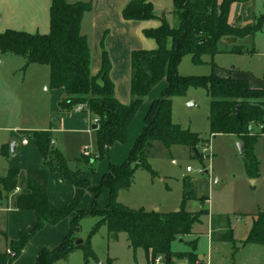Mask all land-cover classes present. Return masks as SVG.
Here are the masks:
<instances>
[{"label": "trees", "instance_id": "16d2710c", "mask_svg": "<svg viewBox=\"0 0 264 264\" xmlns=\"http://www.w3.org/2000/svg\"><path fill=\"white\" fill-rule=\"evenodd\" d=\"M172 16L175 25L162 18L161 25L144 30L147 38L155 40L154 50H137L132 54L131 95L129 104L121 103L115 94V85L110 77L111 61L106 51L102 53L101 69L97 75L91 73V48L86 35L81 32L83 17L93 8L92 2L68 3L66 0H51L50 32L31 34L25 31L6 30L0 32V54L15 55L26 60V68L31 65H45L50 68V89L62 88L65 98L60 102L61 111H70L82 104L89 115V122L97 120L94 131L98 153L88 162L107 156L111 146L126 143L130 126L144 104L149 93L162 81L167 87L154 100L145 117V126L138 136L128 158L120 165L111 164L108 173L102 176L98 187L81 178L80 171L71 170L61 151L53 146L50 131H29L26 135L35 140L45 168L27 172L28 193L22 194L17 207L33 210L37 224L29 234H22L12 248L20 256L30 240L47 225H55L76 211L87 191L93 192V208L85 212L78 210L70 232L54 249H43L36 264H56L67 259L71 253L81 248L85 259L94 257L91 238L106 226L112 240L120 234H127L130 247L136 251L143 249L148 264H154L157 256L184 259L189 264H206L198 254V241L188 244L189 250L174 252L172 243L176 237L192 234L194 225L210 215L209 197L198 195L193 179L185 180L183 201L177 212L163 213L159 210L147 211L144 208H130L118 202L121 191L129 190L138 168L149 170L147 151L154 142H161L167 149L182 145L194 149L202 143L198 133L184 130L173 123V103L175 96H185L190 87H202L211 100L210 124L213 135H237L247 156V171L252 178L259 175V165L254 147L263 131L258 134L255 125L264 124V88L251 87L246 79L220 77L215 72L208 76L184 77L179 74L183 58L192 55L193 62L200 64L203 54L225 52L219 43L231 46L229 52L243 54L248 51L238 44V40L249 35L247 30L229 22L231 7L241 3L246 10L248 0H172ZM152 0H129L122 14L125 20L147 21L155 18ZM241 12V14L243 13ZM251 20L247 17L246 21ZM261 29L256 30L255 33ZM253 35V34H252ZM240 107V117L237 116ZM5 154V147L2 149ZM49 171L59 172L74 185L76 194L69 206L61 211H52L48 205ZM94 169H92V173ZM20 171L10 169L0 180L7 192L18 186ZM110 199L105 209H98V201L105 191ZM191 202L200 205L198 211H189ZM85 217L98 218V223L90 233L89 240L77 245L81 232V220ZM227 225H230L229 222ZM221 240L234 242L233 230L219 235ZM246 244H264V213L253 221V226L245 240ZM168 261V260H167ZM14 258L0 252V264H12Z\"/></svg>", "mask_w": 264, "mask_h": 264}, {"label": "rangeland", "instance_id": "374dc122", "mask_svg": "<svg viewBox=\"0 0 264 264\" xmlns=\"http://www.w3.org/2000/svg\"><path fill=\"white\" fill-rule=\"evenodd\" d=\"M154 1L164 10L162 18L166 19V15L173 8L172 0ZM239 7L235 20L230 23L251 33L238 40V44L244 46L248 52L231 53L229 52L231 46L220 42L219 49L225 52L203 54L200 64L193 62L192 55L185 56L179 66L181 76H208L215 72L220 77L233 76V78L246 79L252 87L264 88V0H252L247 4L246 10L252 9L251 13L241 11V4ZM22 14L21 7L12 6L11 19L15 22L14 25L21 24ZM247 17L251 20L246 21ZM169 18L170 24L174 26V17L169 15ZM259 29L261 30L255 33ZM0 31L4 30L0 29ZM50 95L48 66L31 65L26 68V60L23 57L0 54V180L7 176L5 170L16 161L11 152L5 156L1 155L5 144L15 142L10 139L13 135L12 131L49 129ZM172 100L173 123L180 125L184 130L198 133L202 143L194 149L182 145L167 149L161 142H154L148 149L147 156L156 176L149 170L138 168L135 172L134 184L129 190L119 194L118 202L135 209L159 210L163 213L177 212L182 205L185 180L192 178L198 195L206 193L209 197L206 205L209 207L210 216L194 225L193 235L176 237L172 248L186 250L187 242L196 240L200 256L208 257V232L213 221L215 230H218L221 221L226 223L230 219L238 239L242 234L241 226L244 223H241V217L250 221L254 216L258 217L260 213H264V135L259 136L254 147L259 175L252 178L247 171L246 152L241 153L239 149L241 139L237 135L212 134L209 118L211 100L205 88L190 87L185 96H175ZM261 126L264 128V124L254 127L258 134L263 131ZM143 127L133 139L129 153ZM130 133L131 131L126 143L122 145L131 143ZM56 137L62 144L69 145L68 158L72 168L75 167L76 158L80 156L81 145L90 148L91 152L98 153L95 135L58 134ZM90 150L88 155L83 151L81 166L87 172L92 169L98 172L106 160H96V164L91 166L92 163L87 160L93 158L95 154H91ZM188 167L193 171L187 172ZM188 207L193 212L200 209V205L196 202H191ZM97 223L98 218L82 219L79 239H82L83 244L89 240L90 233ZM91 246L94 257L89 261L85 259L83 250L79 248L67 259L60 260L56 264H142L145 254L143 249L134 251L129 246L125 233L120 234L117 241L112 240L106 226L101 227L91 238ZM162 262L166 263L167 259H162ZM229 264H234L232 257H229Z\"/></svg>", "mask_w": 264, "mask_h": 264}, {"label": "crops", "instance_id": "0c3cea01", "mask_svg": "<svg viewBox=\"0 0 264 264\" xmlns=\"http://www.w3.org/2000/svg\"><path fill=\"white\" fill-rule=\"evenodd\" d=\"M66 1L71 4L77 2H92L93 8L90 12H87L84 15L81 26V32L83 35L87 36L91 48V73L93 75L98 74L101 69L102 53L103 51H106L112 65L110 77L115 85L116 97L121 103L129 104L132 100V54L137 50H154L157 48L155 40L147 38L144 34V30L160 26L163 16L155 17L147 21L125 20L122 11L129 0ZM248 1L250 3L252 0ZM152 2L155 10H162L164 15V10L161 6L156 5L154 0H152ZM239 4L241 3H234L232 5L229 22H233L235 20L240 8ZM13 5L21 7L22 9L23 14L20 25H14L15 22L11 19V10ZM50 6L51 0H0V29L4 30L0 32L12 29L25 31L31 34H48L50 32ZM241 6H243V4H241ZM172 10L173 8L170 10L169 14L166 15V19L170 23L171 20L169 15H172ZM166 87L167 82L164 80L149 93L144 104L140 108L141 111L139 112L137 119L134 118L135 121L133 120L132 122L133 128L132 124L130 126L131 130L129 129V132L131 131V143L125 146L121 143L111 146L107 156L103 158V160L106 161L102 163L98 172H96V169H94L93 173L92 171L87 172L82 168L81 161L84 156L83 151L86 148L82 145L79 150L80 156L76 158L75 167L72 168L69 164L68 158L69 145L64 143L62 144L61 140L56 137L58 134H72L79 136L95 135V130H93L92 126L89 125V115L87 113L77 112L75 110H60L59 104L65 98V91L62 88L50 89L51 120L49 129L45 131L52 132L54 139L53 142H55V145L53 146L63 153L68 161L70 169L80 171L81 178L88 180L92 187H98L101 183L102 176L110 170L111 164L120 165L128 158L133 139H135L139 131H141L143 125L145 126V117L151 103L161 95ZM47 91H49V89ZM12 132L13 135H11L10 139L11 141L15 140V153H12L11 142L3 146L5 147V154H2L1 152V155L3 156L8 155L11 152V154L16 158L15 163L11 164V166L5 170L6 174L10 169H17L20 171L18 186L13 192H7L4 186H0V252L8 257L9 255L7 254V250H12L16 253V251L12 248V243L19 241L22 234H29L33 231L37 224V215L35 211L27 209L22 210L17 207L19 197L22 194L28 193L27 172L29 170L45 168L35 140L31 137H25L27 136L25 132H29V130H18L17 132ZM24 140H28V143L25 144L23 142ZM91 154L97 155L93 151ZM94 164H96V162L92 163L91 166H94ZM122 192L124 191H121L120 193ZM47 194L49 208L52 211H61L70 205L75 197L76 189L74 185L67 181L61 173L49 171ZM94 197L95 195L93 192L87 191L76 211L55 225L45 226L40 232L34 235L23 253L20 256H17L16 254L12 264H36L37 257L43 249L52 250L57 247L70 232L78 210L85 212L92 210ZM109 199L110 193L106 190L99 198L98 209H105L109 203ZM188 209L191 211L189 207ZM256 218L257 217L254 216L250 221H247L245 217H241L240 221L241 223H244L241 226L242 234L238 239L236 238L235 229H233L230 219L226 223L221 221L222 224L219 226L218 230H215L213 221L212 227L208 232V257H201L198 253L200 258L205 261L206 264H229V257L234 259V264H264V244L245 243V240L253 226V221ZM228 222L230 225H227ZM229 226L233 230L234 242L221 240L219 238V235L227 234ZM191 235H193V232ZM188 250L189 247L187 246L186 250L173 251L184 252ZM143 252L145 253V251ZM142 264H148L146 253L144 254ZM159 264L189 263L184 259L171 258L166 263L161 261Z\"/></svg>", "mask_w": 264, "mask_h": 264}, {"label": "built area", "instance_id": "2783aa9c", "mask_svg": "<svg viewBox=\"0 0 264 264\" xmlns=\"http://www.w3.org/2000/svg\"><path fill=\"white\" fill-rule=\"evenodd\" d=\"M75 111H77V112H84V106H83L82 104L79 105V106L75 109ZM96 123H97V120L94 119V120L92 121V123L89 122V125H90V126H93V125H96ZM261 128H263V127L261 126ZM23 142L26 144V143H28V140H24ZM84 152H85L86 155H88V154H89V148L86 147V148L84 149ZM192 171H193V170H192L191 167H188V168H187V172H192ZM7 254L9 255L10 258H15V257H16V253L13 252L12 250H7ZM162 259H164V257H162V256H158V257L155 259V261H154L155 264H159V263L162 261Z\"/></svg>", "mask_w": 264, "mask_h": 264}, {"label": "water", "instance_id": "95a60500", "mask_svg": "<svg viewBox=\"0 0 264 264\" xmlns=\"http://www.w3.org/2000/svg\"><path fill=\"white\" fill-rule=\"evenodd\" d=\"M154 15H155V17H162L163 16V11L162 10H155ZM237 116L240 117V107H237ZM92 128H93V130H96L98 128V126L97 125H93ZM53 145H55V142H53ZM11 149H12V153L14 154L15 153V149H16V143L15 142L12 143ZM239 149H240V152L243 153L244 147H243L242 143L239 144ZM81 244H83V241H82V239H79L77 241V245H81ZM170 259L171 258H167V260H170Z\"/></svg>", "mask_w": 264, "mask_h": 264}]
</instances>
